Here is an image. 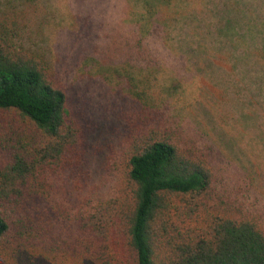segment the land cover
<instances>
[{
	"label": "trees",
	"instance_id": "16d2710c",
	"mask_svg": "<svg viewBox=\"0 0 264 264\" xmlns=\"http://www.w3.org/2000/svg\"><path fill=\"white\" fill-rule=\"evenodd\" d=\"M68 1L61 14L56 0H0V264H264V212L251 196L264 156V0H126L132 51L88 61L141 106L103 158L112 190L65 199L54 179L85 174L96 132L57 72L58 34L93 28L76 14L90 0ZM92 1L101 19L107 0ZM26 12L39 27L27 30ZM107 28L119 49L118 26ZM159 62L180 74L169 69L155 96L142 76ZM189 74L212 85L180 123L173 83ZM232 154L253 180L244 190L222 183L217 159Z\"/></svg>",
	"mask_w": 264,
	"mask_h": 264
},
{
	"label": "rangeland",
	"instance_id": "374dc122",
	"mask_svg": "<svg viewBox=\"0 0 264 264\" xmlns=\"http://www.w3.org/2000/svg\"><path fill=\"white\" fill-rule=\"evenodd\" d=\"M56 1L59 3L61 8V14H64L65 11L67 12L69 1ZM74 1L73 6H75L77 3L84 2L85 0ZM105 1L106 0H104V2ZM107 2L108 5H111L110 0H107L105 3V8L107 7V14L104 15L107 16V19L103 21L105 23L104 26L102 25L103 23L101 24L102 18L104 16H102L100 19L97 17V15L91 14V10L94 9L96 5L94 4V1L90 0L87 2V4L85 2V5L81 8L77 6L78 9L76 8V11L78 10V13L76 14L77 16L81 17V19L88 17L87 21L88 23L92 24L93 28H84L78 32L67 30V32L64 31L58 34L59 40L57 41L54 55H57L58 57L57 72L59 77L63 79V82L67 87L72 106L80 113L82 109L85 117L87 118L85 120L90 123L92 127L93 123L96 124V132L94 131L95 135L91 137L90 144L88 146V148L91 150V153H89L91 156L90 160L85 162V174L80 175L79 177L76 173L75 175L69 174V176L68 174H62L55 177L54 179V183H56L58 190L57 193L60 198L66 199L69 197V195L88 193L91 190L99 193H109V191L112 190L113 182L111 183L110 181L104 184L103 179L106 172L104 169L105 163L103 162V158L105 155H109L112 152V147L109 146L110 144H119L124 140V135L128 129L126 117L130 110L132 108H138L139 105L141 106V104L137 102L130 94L123 92L122 88H120L121 86H117L121 84L118 83V78H113L111 80V77H106V75L112 70L110 67L108 68L101 64V67H99V63H103L100 61V59L99 62L88 61V57L93 56L94 54L106 58L107 55H110L111 53H114V55L119 54V60H125L124 55L132 51L131 48H133L132 45L134 40H138L137 35L132 28H125L122 26L125 18V13L122 12H127V1L119 0V6L116 11H109L110 6L107 5ZM82 8L88 10V13L84 12ZM80 10L81 12H79ZM26 16L28 17L30 24V26L27 27V30L31 31L39 27L38 21L40 19L36 18L33 13L31 14L26 12ZM65 19L68 21L70 17ZM73 19L75 20V18L71 16L72 23L74 22ZM44 20V26H46V19ZM71 20L68 21L69 24L71 23ZM56 21L58 22V28H61L64 19L58 17ZM111 22H113L115 25L113 26ZM107 26H118L115 36L119 38L121 44L120 46L117 45L120 47L119 49H117L115 44L109 42L107 36L111 35L109 33L112 31L110 29L108 30ZM97 43L99 44L98 46L96 45ZM107 44L114 45L112 49H116L115 52H110L108 49L103 47H107ZM83 46L86 47L83 49ZM100 46L101 49H99ZM121 48L124 49L122 50ZM116 64L118 63H115V65ZM168 65H165L161 62L155 65V75L150 73L151 70L150 72L146 71L142 76L144 77L143 89H146L147 82L150 86L151 94L157 96V94L162 90V77L167 74L170 76L169 69H173L174 67L175 69L179 70L180 68L177 66L168 67ZM178 73L180 74V70ZM178 78L179 79H176L173 84L180 81L178 83L181 85V88L184 89H179V93L176 94L173 104L174 108L180 110L179 114L181 121H179L180 123H183L184 120L182 119H186L185 112H193L194 115L197 114L192 107L195 105L197 99L202 100V98L205 97L204 90L210 88L212 84L202 77H195L194 74H189L186 79H181L180 76ZM122 83H126V80H124ZM124 88H126L125 84ZM189 129L191 131L194 130V128L191 127H189ZM200 140L201 142L205 141L202 138H200ZM216 147L222 154L225 153L219 143L216 144ZM246 149L247 152H250L248 147ZM260 150L264 151V147H260ZM223 156L225 157L224 154ZM257 158L259 159V176H261L254 181V184L257 185L258 192H255L253 189H251V196H257L258 204L256 207H258L260 210H263L264 212V156H259ZM226 160L221 161L217 159L218 166L225 169L222 183H234L235 189H237L239 186H242L243 190L247 188L245 183L246 179L247 182H252L253 180L251 178H247V175L243 176L241 174L239 170L240 163L238 162V159L232 154L230 158H228V162H226ZM0 161H2L1 157Z\"/></svg>",
	"mask_w": 264,
	"mask_h": 264
}]
</instances>
